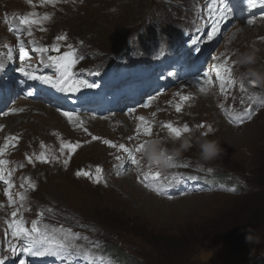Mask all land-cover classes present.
I'll use <instances>...</instances> for the list:
<instances>
[{
  "label": "rangeland",
  "instance_id": "374dc122",
  "mask_svg": "<svg viewBox=\"0 0 264 264\" xmlns=\"http://www.w3.org/2000/svg\"><path fill=\"white\" fill-rule=\"evenodd\" d=\"M112 3L114 6H111ZM20 4L16 0H0V12L5 8H13V14H17L16 11L23 9H17L21 7ZM151 4V0H86L85 4L74 2L79 11L61 7L60 3L46 4L45 8L42 7L38 10L40 12L35 14L36 18H41V12L49 16L48 22L45 24L42 21L41 24L31 26L29 42L36 40L40 44L53 35V30L59 29H68L74 36L81 35L86 38L88 42H83V46L79 48L84 52L73 49L77 59L73 71L80 78L81 72L93 63L92 55L86 52L99 50L101 56L106 52L113 57L127 59L139 56L143 43H151L153 46L155 41L160 44L157 38L165 37L166 32L154 33V36L142 40L141 23L146 21L147 15H151L154 18L150 25H158V14L165 18L167 26L176 7L165 10L167 5L159 4L158 12L157 8H146L145 14L138 12L136 8ZM23 11H29L25 14L33 13L30 10ZM71 12L75 14L72 16ZM117 12L119 14L116 15ZM187 19L185 10H176L174 21L182 25ZM258 23L260 21L252 26L239 28L230 42L224 44V52L232 50L234 63L243 53L255 54V63H239L241 67H235L234 75L237 77L229 92L232 91L236 97L244 93V89L240 87L241 83L243 86L246 84L244 73L249 70L264 72V38H261L264 36V22L257 26ZM5 24L0 23L1 36L4 34L2 27ZM222 46L219 45L220 48ZM119 57L115 58L117 62ZM83 59V62L78 63ZM182 63L184 59L165 64L161 68V71L171 73L167 83H174L182 77ZM46 69L53 77L58 75L55 68L46 66ZM38 70L42 71L40 67ZM89 70L90 67L86 73ZM158 75L157 72L153 77L139 79L136 85H141L143 90H146L151 84L160 82ZM155 77L157 79L152 81ZM247 78L251 82L255 81L250 76ZM189 80L183 78L181 85L186 84L185 86L160 93L154 98L149 97L129 113L118 116H65L38 104L37 111L40 112L37 114L3 117L0 120V148H3L5 143L9 146L0 154V160L6 161L0 165V173L11 161L20 162L23 167H35L29 168L28 173H32L34 177L39 176L40 187L55 192L66 201L54 210L50 220L55 222L61 214L66 215L65 220L69 222V227L80 233L81 245L94 244L95 238L101 237L102 244L109 242L128 255L130 262L147 264L149 257L152 262L157 263V260L164 256L167 264L179 261L189 264L192 258L195 264H246L248 261H245V253L250 250L262 257L264 191H260L263 189L261 183H264V83H252L254 88H259L262 93L251 95L242 107L240 115L247 116V122L244 121L241 127L239 124L226 123L218 113L224 108L228 98L206 96L199 90L197 83H188ZM182 96H188L190 99L182 100ZM177 104L181 105L180 111H177ZM140 117L144 118L145 126L150 128V132L144 131ZM167 124L181 129V134L177 136L172 133L166 127ZM185 126L188 128L186 132L183 131ZM128 127L132 130H126ZM135 131L138 135H135ZM90 134L100 139L90 140ZM130 134L139 136L144 145L150 140H158L160 147L165 151L167 163L171 162L169 157L177 158L184 166V172L199 173L209 180H214L213 188L202 194L170 201L145 191L134 177L115 179L107 176L101 186L85 184L84 191L67 179H54L48 185L49 171L70 178L73 168L86 163H100L108 170V151L113 153L115 149L105 144L104 140L114 141L113 145L118 147ZM9 137L18 139L10 141ZM185 138H190L193 146L175 156L173 150L178 148ZM203 138L216 139L221 143L224 152L219 158L211 162L200 160L198 141ZM84 140L88 143L82 148L79 142ZM69 144L79 146L67 171L65 165L68 162L67 155L71 151ZM24 148L29 153H26ZM218 172L247 181L250 189L241 194L240 187L234 183L227 185L225 181L216 179ZM18 174L21 175V171H18ZM1 206L0 195V209ZM2 216L3 212L0 211V253H4L10 245V239L1 241V226L5 219ZM247 228L259 238V243L245 242ZM7 234L12 236L11 230Z\"/></svg>",
  "mask_w": 264,
  "mask_h": 264
},
{
  "label": "snow or ice",
  "instance_id": "6c2138e0",
  "mask_svg": "<svg viewBox=\"0 0 264 264\" xmlns=\"http://www.w3.org/2000/svg\"><path fill=\"white\" fill-rule=\"evenodd\" d=\"M31 2V0H29ZM47 3H52L53 0H45ZM219 3L223 5V8L219 9L220 17H224L227 14L231 13L232 8L227 4L226 0H219ZM209 8L210 14L215 16L217 11V0H210V3L207 5ZM249 7H255L254 4L251 3L249 0ZM49 19V16L45 15L42 18H36L35 13H30L28 15H21L18 17L19 23L21 25L27 26L29 29L28 34L31 35V26L33 24H41L43 20ZM12 29L10 28L9 31ZM17 34V39L19 42V51H20V59L25 60L29 57L28 51L25 49V41L19 38V30ZM218 31V22L214 20L212 26V32L209 35V39H211ZM66 37L61 35L57 37V40H65ZM32 43H35L33 41ZM69 51L64 52L63 55L57 56H48L47 57V66L56 69L58 75L55 78L52 75H37L38 69L31 68V66L27 67H20L19 71L23 73L28 79L31 80H41L46 84H52L56 87H59L62 91L68 92H76L79 91L81 88H95L97 85L93 83H89L86 79H81L76 76V73L73 71V68L77 62L76 53L72 50V45H67ZM50 50L59 51L58 46L53 45L51 48L49 47H36L33 49L34 52L40 53L41 55L48 53ZM8 59H12V51L9 49L7 53ZM41 64H44V61H41ZM216 69V80L219 81L220 89L222 92H226L228 88H231L235 81L232 79L231 69L227 66V63H220L213 66ZM5 69V64L0 62V70ZM30 69V70H29ZM91 74V73H90ZM171 75V73H169ZM206 83L208 85L213 84L212 78L205 73ZM255 83V81H252ZM241 89L243 90V84L240 85ZM201 91H206L205 88H201ZM30 94V93H29ZM182 100H188L190 97L182 96ZM147 106V105H145ZM223 107V105L221 106ZM177 111H180L181 105L177 104L176 106ZM13 111H17V109H13ZM22 111V109H21ZM65 116H70L69 113H64ZM140 120L143 121L144 118L140 117ZM166 127L174 133L175 135L179 136L181 134V129H178L171 124H167ZM144 131L146 133L150 132L149 127H145ZM183 131H188L187 126L184 127ZM10 141H15L17 137H9ZM93 139H100L99 137H93ZM105 144H109L113 147L115 145L112 144L109 140H104ZM8 143H5L3 148H0V154H2L7 148ZM14 146V145H13ZM79 145H71L69 144V148L74 149ZM119 148L124 150L125 152L131 151L125 147L124 144H120ZM43 155V154H42ZM30 159V158H29ZM171 160V158H168ZM131 162L133 164H139V161L132 156ZM6 161L0 160V165L5 164ZM97 173L101 172V169L97 167ZM78 175H90L89 172L77 173ZM151 178L153 181H158L161 178V173L159 171L153 172L151 169L145 174V179ZM0 180H4V176L0 174ZM11 186V185H10ZM31 187H35V185H31ZM7 194V192H6ZM24 197L22 196L21 199ZM9 202L12 201V197L9 195ZM17 213L13 212L12 217L13 219L9 222L8 227L11 229V235L23 245L22 251L29 253L32 256H56L57 254L63 253L69 256H76L82 258L85 261H88L89 264L92 260H102L101 257H95L91 253H89L86 249H84L81 245L77 244L75 241L80 238V233L74 232L71 228H65L64 226L54 227L42 222L43 213H41L40 218L34 219L31 221V226L26 227L23 218L16 219ZM83 239H87V237H83ZM16 245H10L9 250L11 252L16 251ZM0 264H4V259L0 258ZM23 264V262H22Z\"/></svg>",
  "mask_w": 264,
  "mask_h": 264
},
{
  "label": "clouds",
  "instance_id": "9594fccd",
  "mask_svg": "<svg viewBox=\"0 0 264 264\" xmlns=\"http://www.w3.org/2000/svg\"><path fill=\"white\" fill-rule=\"evenodd\" d=\"M237 62L245 65L253 64L255 63V54L243 53L238 58ZM243 75L245 78L249 76L254 78L257 84L264 83V72L249 70ZM192 146L191 139L185 138L181 141L179 147L173 150V154L175 156H179L182 152L189 150ZM198 149L199 158L204 162L214 161L224 152V149L221 147V143L216 139L203 138L198 141ZM144 156L150 164H160L162 166H166L167 164L165 151L160 147V142L158 140H150L146 142L144 147ZM246 232V243H259V238L252 234V230L250 228H247Z\"/></svg>",
  "mask_w": 264,
  "mask_h": 264
},
{
  "label": "bare ground",
  "instance_id": "6f19581e",
  "mask_svg": "<svg viewBox=\"0 0 264 264\" xmlns=\"http://www.w3.org/2000/svg\"><path fill=\"white\" fill-rule=\"evenodd\" d=\"M13 16L14 17H17V14H13ZM158 17L160 18V23H161V27H159L156 23H154V24H152V25H154V33H161V32H167V29H166V26H165V18H163V16L162 15H158ZM150 19V15H147V17H146V21L147 20H149ZM101 22H103V21H101ZM260 22H261V20H260ZM105 23H107V22H105ZM142 24V23H141ZM142 26V25H141ZM195 30H197V29H195ZM242 31V30H241ZM240 31V32H241ZM195 32H197V31H195ZM239 32V33H240ZM232 33V32H231ZM239 33H237V34H239ZM159 40H161V38H158ZM27 42H29V40L27 41ZM14 45H15V43L12 45V59H11V62L14 64V63H16L17 62V60L19 59V58H17L16 56H15V52H14ZM25 46H26V41H25ZM219 46V45H218ZM36 47H32V49H35ZM136 48H137V46H136ZM1 49V48H0ZM29 49H31V47H29ZM34 54H37L36 52H34V51H32V55H34ZM223 54V53H222ZM224 60H226L225 58H224ZM227 66L231 69V72L234 74V72H235V65H234V62H233V59L231 58V60H230V62L227 64ZM135 77H137L136 75H132V76H130V78H135ZM167 83V82H166ZM234 86V85H233ZM232 86V87H233ZM231 87V88H232ZM231 88H228V90H230ZM14 89V87L12 86L11 88H6V97H5V99H4V101H3V103L2 104H0V108L2 109L3 108V106H4V104L11 98V97H13V93H11L12 92V90ZM141 97H142V95L141 94H139L138 95V97H136L135 99H138V100H140L141 99ZM128 101H130V100H125L124 102H122V103H127ZM103 102V101H102ZM132 102H134V101H130L128 104H130V103H132ZM138 106H136L135 108H137ZM10 110V109H9ZM11 111V110H10ZM11 115H14V113L13 112H8V114H6V115H0V120H2L3 119V117H6V116H11ZM143 117H144V115H143ZM147 117V116H146ZM2 124H4V122H2Z\"/></svg>",
  "mask_w": 264,
  "mask_h": 264
},
{
  "label": "trees",
  "instance_id": "16d2710c",
  "mask_svg": "<svg viewBox=\"0 0 264 264\" xmlns=\"http://www.w3.org/2000/svg\"><path fill=\"white\" fill-rule=\"evenodd\" d=\"M261 185L263 186V189L260 191V193L264 191V183L262 182ZM257 212H258V211H257ZM263 213H264V210H263ZM158 252H159V251H158Z\"/></svg>",
  "mask_w": 264,
  "mask_h": 264
}]
</instances>
